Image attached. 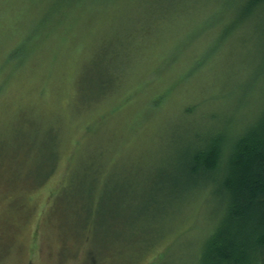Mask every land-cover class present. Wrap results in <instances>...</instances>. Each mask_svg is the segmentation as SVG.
Returning a JSON list of instances; mask_svg holds the SVG:
<instances>
[{"label":"rangeland","instance_id":"rangeland-1","mask_svg":"<svg viewBox=\"0 0 264 264\" xmlns=\"http://www.w3.org/2000/svg\"><path fill=\"white\" fill-rule=\"evenodd\" d=\"M77 1L0 0V264H197L217 201L201 187L177 209L161 185L199 131L253 114L257 28L209 50L218 0ZM57 188L66 219H91L83 241L42 216Z\"/></svg>","mask_w":264,"mask_h":264},{"label":"trees","instance_id":"trees-1","mask_svg":"<svg viewBox=\"0 0 264 264\" xmlns=\"http://www.w3.org/2000/svg\"><path fill=\"white\" fill-rule=\"evenodd\" d=\"M80 1L89 0L77 2ZM156 1L167 9L173 8L169 5L170 0ZM218 1L220 5L215 8V18L217 21L222 19V23L215 33L217 35L212 39L213 44L209 50L219 47V42H228L234 34L231 32L237 27H242V30H246L248 26L257 28L254 38L255 51L258 54L255 53L249 68V80H258V77H261L258 105L252 115L244 117L240 128L230 135L226 128L227 124L229 125L227 118L224 120L227 122L225 126H211L199 131L196 140L180 151L181 157L177 165L166 174L162 173L165 175V183L161 185L162 198L173 202L179 209L180 202L185 201L184 194L204 187L202 189L208 190L210 196L217 201V207L213 208L214 213L211 214L215 216V224L201 246L197 264H264V0ZM68 2L71 3L72 0H65L66 6L69 5ZM194 2L198 3L199 0H177V4L191 5ZM97 3H89L92 6V14L102 6ZM69 14L65 7L62 15ZM223 18H226L225 22ZM128 33L133 34L131 30ZM244 35L248 36L247 33ZM112 80L109 78L106 85L111 84ZM255 81L253 80V83ZM98 82L100 81L95 79L92 85H98ZM241 98L237 96L234 101L243 103ZM93 132L96 133V130ZM55 162H52L49 171H45L40 177L32 176L34 183L29 186L36 188L46 182L50 174L54 173ZM101 164L102 168L98 166V169H101L100 175L97 173L95 182H99L107 173L108 164ZM104 168L106 172L102 174ZM62 202L61 188H57L53 192L51 203H47L42 211L43 218L52 208L55 209L58 214L55 216L56 222L69 230L72 227L71 233L79 234L83 241L84 229L88 228L91 219L80 224L81 227L66 219ZM139 255L141 258V250L135 257ZM132 264L136 262L132 261Z\"/></svg>","mask_w":264,"mask_h":264}]
</instances>
